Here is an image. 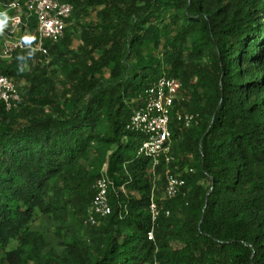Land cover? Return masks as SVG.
<instances>
[{"label": "trees", "instance_id": "1", "mask_svg": "<svg viewBox=\"0 0 264 264\" xmlns=\"http://www.w3.org/2000/svg\"><path fill=\"white\" fill-rule=\"evenodd\" d=\"M60 1L74 13L46 43L52 67L0 59L27 83L11 110L0 102V263L264 264V0ZM164 76L183 88L174 162L155 167L130 125ZM105 165L112 214L92 226Z\"/></svg>", "mask_w": 264, "mask_h": 264}, {"label": "built area", "instance_id": "2", "mask_svg": "<svg viewBox=\"0 0 264 264\" xmlns=\"http://www.w3.org/2000/svg\"><path fill=\"white\" fill-rule=\"evenodd\" d=\"M0 13L9 17L0 35V59L10 62L17 52L49 55L46 43L60 42L66 35L74 13V6L60 0H14L9 4H0ZM36 21V30L31 23ZM182 83L175 78L164 76L151 87L144 108L137 111L131 121L130 129L143 136L139 156L150 157L154 165L159 166L165 158L168 164L174 162L171 156L172 132L170 129L171 115L176 101L181 97ZM21 101V92L16 83L0 72V102L11 110L15 103ZM186 127L198 124L199 115H179ZM108 167L105 165L101 177L96 183V198L88 213L87 224L95 226L100 218L112 214L109 192L113 182L108 177ZM185 185V180L179 175L169 174L165 195L169 199L178 196ZM153 216L159 215L158 205L151 206ZM169 214V213H168ZM149 240H154L153 232Z\"/></svg>", "mask_w": 264, "mask_h": 264}, {"label": "rangeland", "instance_id": "3", "mask_svg": "<svg viewBox=\"0 0 264 264\" xmlns=\"http://www.w3.org/2000/svg\"><path fill=\"white\" fill-rule=\"evenodd\" d=\"M13 1L14 0H0V4H9V3L13 2ZM94 15H95V12H92V14L90 16H85V18L82 19V22L88 23L90 20H92L95 17ZM80 30H81V28H80ZM3 37H4V35L3 36L0 35V40ZM78 44H79V42L77 41L76 42V45H78ZM40 56H42V58L41 57L38 58V57L30 56L31 64L32 65L27 64L26 65V69L29 70L31 68V66L32 67L33 66L37 67L39 65L41 66V68H49V67H52L51 65H52L53 62H52V59L50 57H47V56H44V55H41V54H40ZM15 58H16V55H15L14 59ZM13 60H11L10 62H12ZM26 84L27 83L25 81H21V82L16 83V85H17V87H18V89H19L20 92H21V89L24 88V86ZM186 170H188V169L185 168L184 170H181L180 172H178V174L177 173L176 174L177 175H181ZM179 173H181V174H179ZM42 228L47 231V233H48V235L50 237V241L55 246H58V242L56 241V238L54 236L55 223L52 220H50V221L49 220H44V223L42 225ZM0 259H1V254H0Z\"/></svg>", "mask_w": 264, "mask_h": 264}, {"label": "clouds", "instance_id": "4", "mask_svg": "<svg viewBox=\"0 0 264 264\" xmlns=\"http://www.w3.org/2000/svg\"><path fill=\"white\" fill-rule=\"evenodd\" d=\"M9 20V17L6 13H0V31L3 30V27L6 25L7 21Z\"/></svg>", "mask_w": 264, "mask_h": 264}]
</instances>
